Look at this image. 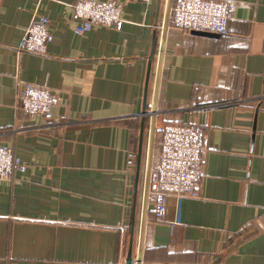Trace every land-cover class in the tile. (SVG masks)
Segmentation results:
<instances>
[{
    "label": "crops",
    "instance_id": "obj_1",
    "mask_svg": "<svg viewBox=\"0 0 264 264\" xmlns=\"http://www.w3.org/2000/svg\"><path fill=\"white\" fill-rule=\"evenodd\" d=\"M75 1L0 0V145L26 165L0 180V264H126L132 242L136 264L158 129L188 122L206 133L201 187L158 221L149 179L141 264H264V0H225L226 34L177 27L175 0L77 34ZM36 14L44 55L18 49ZM24 82L59 96L50 119L19 108Z\"/></svg>",
    "mask_w": 264,
    "mask_h": 264
},
{
    "label": "built area",
    "instance_id": "obj_2",
    "mask_svg": "<svg viewBox=\"0 0 264 264\" xmlns=\"http://www.w3.org/2000/svg\"><path fill=\"white\" fill-rule=\"evenodd\" d=\"M133 1L150 0H76L71 5L72 18L76 21L75 32L83 34L96 26L120 28L124 23L123 5ZM236 8L234 2L225 0H175L172 21L181 29L226 34ZM53 39L51 19L46 15L36 14L18 49L21 52L44 55ZM59 102V96L44 85L24 82L19 87V108L30 117L50 119L53 108ZM220 105L223 103L212 106ZM159 130L160 151L157 155L158 163L151 171L149 197L153 217L163 221L169 195H198L204 176L207 142L205 130L198 124L169 123ZM25 170V163L16 156L14 150L0 145V180L11 181L16 173Z\"/></svg>",
    "mask_w": 264,
    "mask_h": 264
},
{
    "label": "water",
    "instance_id": "obj_3",
    "mask_svg": "<svg viewBox=\"0 0 264 264\" xmlns=\"http://www.w3.org/2000/svg\"><path fill=\"white\" fill-rule=\"evenodd\" d=\"M151 172V161H149L148 163V169H147V177H146V193H145V203H144V210H143V219H142V228H141V241H140V252H139V257H138V260H137V263L136 264H141L142 262V255L141 254V248H142V237H143V232H144V226H145V219H146V210H147V206H148V182H149V179H150V173ZM132 246H133V242L131 244V251L129 252V256L128 258L126 259V264H133L134 263V259L131 255L132 253Z\"/></svg>",
    "mask_w": 264,
    "mask_h": 264
},
{
    "label": "trees",
    "instance_id": "obj_4",
    "mask_svg": "<svg viewBox=\"0 0 264 264\" xmlns=\"http://www.w3.org/2000/svg\"><path fill=\"white\" fill-rule=\"evenodd\" d=\"M159 130V129H158ZM158 139H159V141H160V130L158 131Z\"/></svg>",
    "mask_w": 264,
    "mask_h": 264
}]
</instances>
